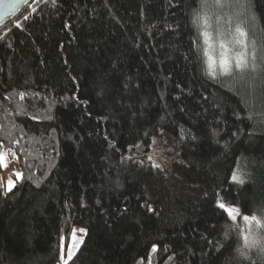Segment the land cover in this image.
Returning <instances> with one entry per match:
<instances>
[{
	"label": "trees",
	"instance_id": "obj_1",
	"mask_svg": "<svg viewBox=\"0 0 264 264\" xmlns=\"http://www.w3.org/2000/svg\"><path fill=\"white\" fill-rule=\"evenodd\" d=\"M249 3L259 66L264 0ZM201 8L31 0L0 28V150L21 177L0 199V264H61L77 228L68 264H264V72L208 74Z\"/></svg>",
	"mask_w": 264,
	"mask_h": 264
},
{
	"label": "rangeland",
	"instance_id": "obj_2",
	"mask_svg": "<svg viewBox=\"0 0 264 264\" xmlns=\"http://www.w3.org/2000/svg\"><path fill=\"white\" fill-rule=\"evenodd\" d=\"M202 2V0H201ZM205 6L201 8L200 15V47L205 60L207 72L212 76V72L220 74V61L222 56L227 55L229 63L234 64L235 46L231 43L230 33H234L237 26H240L246 32V26L249 19L246 12L242 10L240 13L234 7L232 0H204ZM245 13V17L242 14ZM249 45L247 59L251 62L254 55V47L252 41L246 37ZM221 44L225 47L222 49ZM150 153L151 160L155 165L165 171H173L175 164L178 163L175 152L162 143L156 142ZM0 155L4 158L6 166L0 167V182L2 193L6 192L9 181L14 184L12 177L16 178V174L20 175V170L16 161L9 160L0 150ZM84 232L81 229H75L70 241L69 250L73 253L80 246ZM78 246V247H77Z\"/></svg>",
	"mask_w": 264,
	"mask_h": 264
},
{
	"label": "snow or ice",
	"instance_id": "obj_3",
	"mask_svg": "<svg viewBox=\"0 0 264 264\" xmlns=\"http://www.w3.org/2000/svg\"><path fill=\"white\" fill-rule=\"evenodd\" d=\"M20 2H27V0H20ZM235 3L237 7L241 10H244L245 12L249 13V18L252 19L254 23V17L250 16V3L249 0H235ZM205 6L204 0H202V8ZM27 19V17H25ZM197 20H199V16H197ZM18 26V25H17ZM231 35V43L235 46V59L234 64L229 63L227 55L222 56L220 61V76H228L235 78L237 75H243L246 72H253V71H262L264 72V63H261L259 66L257 65V62L255 60H252L251 62L247 59L248 49L249 45L246 42L247 33L244 31V29L240 26H237L234 33H230ZM225 47L224 44H221V48L223 49ZM252 47H255L254 45ZM212 78L214 80L217 79V74L215 71L212 72ZM222 82V81H221ZM4 158L2 155H0V167L6 166L4 164ZM241 173H234L232 179L238 183H243V179L241 178ZM17 180H19L21 177L19 174H16ZM15 185L9 181L7 188L5 191L10 192L12 188ZM217 207L222 210V214H227L232 219H236L239 215V210L236 208H229L226 207L223 203H218ZM243 220L251 224L252 222H255L257 226L262 225V221L257 218V216H243ZM83 231V230H81ZM241 239L244 241V247H252L256 244H259L260 241L256 238L249 239L248 236H242ZM78 247V246H77ZM63 251V250H62ZM153 251H155V248H153ZM74 253L69 250L68 253V259H63V254L61 256V264H68V261L73 258Z\"/></svg>",
	"mask_w": 264,
	"mask_h": 264
},
{
	"label": "water",
	"instance_id": "obj_4",
	"mask_svg": "<svg viewBox=\"0 0 264 264\" xmlns=\"http://www.w3.org/2000/svg\"><path fill=\"white\" fill-rule=\"evenodd\" d=\"M31 2H20V0H0V28H2L7 22L16 17L19 12ZM2 196V187L0 182V199Z\"/></svg>",
	"mask_w": 264,
	"mask_h": 264
}]
</instances>
